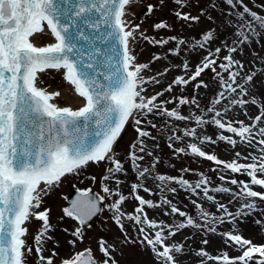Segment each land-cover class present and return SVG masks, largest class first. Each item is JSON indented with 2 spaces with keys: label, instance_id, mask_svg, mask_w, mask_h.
<instances>
[{
  "label": "snow or ice",
  "instance_id": "obj_1",
  "mask_svg": "<svg viewBox=\"0 0 264 264\" xmlns=\"http://www.w3.org/2000/svg\"><path fill=\"white\" fill-rule=\"evenodd\" d=\"M136 2L138 0H0V264H26L28 254L33 253V247L27 244L29 234L27 224L32 219L41 222L40 228L33 237L37 260L39 264H54L53 257L57 253L53 252L48 257L43 255L44 242L51 239L47 233L53 230L50 223V209L40 210L43 199L62 182L63 178L70 174H79L89 164L99 165L107 162L112 165L106 169L102 181L115 179L117 190L103 186L102 191L108 198L116 197L107 207L114 213L112 218L122 233L124 232L122 220L125 218L136 225L147 224L149 228H161L156 222L150 221L145 213V206L148 208L160 206L153 204L151 200L134 195V200L139 204L135 207V212L139 215L126 214L122 211V205L128 200V196L118 190L122 181L116 174H126V170L117 157L114 146L132 120L137 126L135 131L138 139L130 144L127 159L138 173L137 180L145 179L158 161H154L151 168H141L138 163L144 160L145 155H152L151 152H146L143 140L139 139L149 136L147 131L138 127L144 122L140 117L159 113L176 121H187L193 116L182 115L177 108L167 110L157 104L156 101L164 94L163 92L151 97L142 95L145 92L143 85L150 82L142 75L148 65L137 64L130 48V43L136 40L135 33L140 26L137 24L135 27H129L125 19L127 8ZM172 2L177 6V10L173 12L177 20L189 24L199 22L200 16H192L179 10L189 7V0H172ZM221 2L230 9L241 8L239 12L228 14L237 17L241 29L248 28L253 35L261 36V32L257 31L251 22H257L258 28L264 30V16L252 11L244 4V0H221ZM160 3L163 4V0H160ZM209 6L216 8L218 5L210 0ZM261 7L264 8V3ZM154 9L153 4H148L146 14L151 15ZM246 16L250 20L246 21ZM207 18L209 21L213 20L211 16ZM226 23L231 26L232 21L227 20ZM85 27L94 30L93 34H86ZM153 27L159 30L170 26L166 22H159ZM234 34L237 37L234 42L236 44H246L249 40V36L243 30L235 31ZM37 35H50L55 42L38 47L32 42V38ZM141 36L149 43L161 46L168 44L170 40H177L175 36L160 40L149 39L143 34ZM213 39L214 31L208 30L200 40L191 44V48L204 49ZM97 41L105 45V48L97 47ZM185 44L186 41L180 39L177 48L170 50L171 54L179 56L180 46ZM84 45H88L87 52ZM224 47H227V44ZM220 52L221 47L215 48L214 51L210 50L195 65L194 71L189 70V63L185 60L178 67H182L188 78L186 79L184 75L177 76L165 91L171 92L173 85L187 86L197 81L206 70L211 71L218 78V85L222 89L217 98L212 100V107L207 108V113H214L211 122L217 128L240 137L249 147H254L252 142L259 136L258 144L261 153L264 154V126H262L264 105L259 107L258 115L251 117L253 122L247 125L243 121H235L240 125L235 127L233 121L224 123L217 118L222 116V112L215 110V105L221 104L222 99L229 105L224 108L225 113L233 105L244 108L259 104L254 96L250 100L235 98L249 95V88L256 72L245 74L244 83L238 81L245 65L242 61L234 59L232 53H237L238 48L232 46L228 47L229 54L224 56L227 63L218 65L223 73L228 74L225 79L221 71H217V59L213 58ZM153 59L159 60L161 57L154 56ZM234 68L236 70H233ZM48 70L56 72L62 70L63 81L69 86V93L81 98L83 106L73 109L57 105L55 101L61 97V92L49 91L48 88L40 86L39 76ZM168 70L166 69L165 72ZM164 74L160 73V75ZM151 82L159 83L155 77ZM194 87L207 88L208 84L201 80ZM229 96L233 98L229 99ZM190 103L199 108L195 98L191 101L186 98L179 99V105ZM194 119L197 125L208 123L200 115L194 116ZM151 127L155 128L156 125L151 124ZM195 134V129L184 132V136ZM170 139L179 140L181 137H170ZM219 140L226 141L233 147L237 144L236 140L225 135H220ZM206 141L215 143L210 137H204L201 143ZM188 147L196 156L223 164L225 169H230L233 173L247 172L251 178L250 184H243L241 194L244 200L250 202L244 203L242 210L235 213V217L248 216L257 211L255 203L257 198L264 203V191H255L252 187L259 186L264 189V155L258 158L252 157L256 161L254 163L239 164L235 160L226 163L217 159L215 155L206 154L196 144H189ZM137 149L143 155H138ZM176 151L183 153L185 149L179 148ZM236 156L239 157L240 153H236ZM92 179L95 180V177ZM156 179L161 182L175 181L197 195V189L207 184L206 179H201L194 187L185 179L164 175H159ZM237 183V180H231V184ZM141 186L139 183H132V193L135 194ZM143 190L149 191L146 187ZM163 190L164 188L161 189ZM87 191L90 189L86 190L83 196H87ZM169 191L175 193L176 189L171 188ZM202 191L208 200L213 199L208 194L207 187ZM214 191L229 193L230 190L215 188ZM106 196L97 195L95 199L89 197L87 200L74 201L70 208L62 210L64 216L78 222L71 232L73 239L68 241L70 245L74 247L78 241H82L81 226L102 211L98 202L105 201ZM163 203L171 205V201L167 199H164ZM192 203L197 209L200 208L195 201ZM218 208L223 209L225 215L233 216L225 205L219 204ZM170 213L185 217L186 222L176 224L174 229L168 226L167 236L163 234L164 229L161 228L155 232L154 237H150L141 227L139 228L143 236L141 243L149 246L162 264H180L176 254H182L184 246L168 245L165 243L166 239L175 236L182 229L188 227L199 229L201 225L175 205L171 206ZM200 215L206 219L209 213L201 211ZM219 219L223 223V217ZM256 223L260 224L261 221L257 220ZM209 231L214 233L216 229L210 227ZM224 236L225 243L231 242L233 246L239 247L241 252L239 256L230 258L224 254L212 257L203 249L196 254L207 257L208 260L219 261L220 264H264V245H255L241 235L231 232L225 233ZM125 241L128 242L126 234ZM202 243L207 244L208 240L205 239ZM97 250L104 257L102 264H117L112 256L114 245L100 239L97 241ZM61 264H101V262L93 256L91 248H87L63 259ZM201 264H205V261L202 260Z\"/></svg>",
  "mask_w": 264,
  "mask_h": 264
},
{
  "label": "bare ground",
  "instance_id": "obj_2",
  "mask_svg": "<svg viewBox=\"0 0 264 264\" xmlns=\"http://www.w3.org/2000/svg\"><path fill=\"white\" fill-rule=\"evenodd\" d=\"M142 1L148 2L150 0H138V2L133 3L127 8V15L125 19L128 21L129 27H130L131 19L132 17L135 16L136 11L138 9L137 4L142 3ZM170 1L171 0H164L163 4L154 3L155 9L153 13L149 16L148 22L144 23L143 27H139V30L135 33L136 40L130 43L131 52H133V55L135 57L137 56L138 53H141L142 44L140 43L141 42L140 40L143 39L141 34L147 36L149 39L160 40L155 35L157 34V29L153 27L154 25L153 21L155 18H157V16L160 17L167 15V13L171 10ZM256 1L260 5L264 3V0H256ZM174 10H177V7ZM174 10H172L171 12L172 14ZM208 16H211L213 20L209 21L207 18ZM204 17L205 18L203 19L202 24L187 26L188 30H190L189 35L187 37L182 38L183 40L186 41V44L180 46L179 56L172 55L170 50L177 48V44L180 39L174 42L170 40L168 44L163 46L153 43L150 44L149 47L147 45L146 51L152 53V62L138 63V64L148 65V68L144 70L142 75L146 80L150 82L143 85V87L145 88V92H143L142 95L151 97L156 93L163 92L164 94L158 97L156 103L160 104L161 107L164 104H168L166 102L169 101V98L165 93V89L169 84L168 81H173L177 76H181V75H184L186 79L188 78L187 74L184 72L182 67H178L182 65V63L185 60H187L189 63V70L194 71L195 65L198 64L201 61V59L208 54L210 50L214 51L215 48L221 47L220 53H222L224 60V56L229 54L228 47L236 46L238 48V52L232 53V55L234 59L242 61L243 64L245 65L244 69L241 70V76L238 77V81L240 83H244L243 77L245 76V74H251L252 71L256 72V76L254 77L251 87L249 88V95L244 97H235V98L236 99L243 98L250 100L254 96L259 101V104L248 105L245 106L244 108H240L239 106L233 105L230 107V110L225 113L223 110L224 108L229 107V105L226 100L222 99L221 104L215 105V110H219L222 112V116L217 118L221 119L222 122L224 123L233 121L234 122L233 126L235 127L240 126L238 123H235V121H243L244 124L246 125L250 124L253 122L251 120V117L256 115L257 108L261 105H264V71H262L264 69L259 64H256L253 61L252 56L249 55L248 50L250 49L255 50L257 51V53H259L260 56L262 55L260 53L261 51L264 50V38H261V36H264V30L259 29L257 25L253 26L254 28L257 29V31L261 32V36H256L253 35L248 28L241 29L240 23L236 19L229 17L228 12L218 6L211 10L210 9L207 10L204 14ZM227 20L232 21L231 26L227 25L226 23ZM132 27H135V25ZM208 30L214 31V39L211 41V43L207 44L204 49H199V48L192 49L191 44H193L197 40H200L203 34ZM240 30H243L249 36V40L246 44L234 43L237 40V37L235 36L234 33L235 31H240ZM51 38L52 37L50 35H44V36L37 35L32 38V42L38 47L46 46L50 43H53L54 40L49 41L46 44H40L41 43L40 41L48 40V39L50 40ZM225 44H227V47H224ZM154 56H160L161 59L154 60L153 59ZM215 57H217V55L214 56L213 58ZM224 63L227 62L224 60ZM152 67H155V70L153 68V71L150 72V69H152ZM166 69L169 70L165 72ZM233 70L236 69L234 68ZM220 71L221 74L224 76V78L227 79L228 74L223 73L222 70ZM60 73L62 76V70ZM160 73H165V74L160 75ZM153 77H155L156 80L159 81V83H152L151 79ZM204 83L208 84V87L207 88L201 87L199 89L195 88L196 92L194 96L190 99L191 101L193 98H195L199 104V108H197L195 104L190 103L184 114V115L191 114L193 118L187 121H176L175 123H170L165 127H163L162 129L163 131L160 132H168V130H170L169 133L172 137H176V136L181 137V139L179 140L172 139L175 143L182 146H188L189 144H196L197 147H199L202 151L204 152L209 151L212 153L217 152L221 144L223 143V141L219 140V136L225 135L236 140L237 145H239L241 148L244 149L243 152H239L240 156L236 157L237 163L242 162L245 159V157H247L246 161L253 160L252 157L257 155V152L261 153L260 145L258 144V140L260 139V137L257 136L256 140L252 142L254 147H249L245 142L241 140L240 137L236 136L235 134L217 128V126L211 122L214 113H207V108L212 107V103H211L212 100L217 98L218 93L222 89L218 85L217 77H214L212 80H209ZM245 87H249V86L245 85ZM68 88L69 86L67 85L66 91L62 92L61 97L56 99L55 102L57 103V105L59 106L58 103L59 100L69 99L71 101V104H73L75 107V108L72 107L73 109H77L83 106L82 100L74 93H69ZM49 91H55V90L51 88L49 89ZM226 95H228V93H226ZM232 98H233L232 96H229V99ZM196 115L203 116V118L207 120L208 123L203 125H197L194 119V116ZM182 126H184V128L181 131H176L177 130L176 128H181ZM138 127H140L142 130H144L145 128V126L142 127L138 126ZM191 129H195L196 134L194 136H184V132L186 130L190 131ZM253 131L255 132L256 129H254ZM204 137H210L211 140L215 141V143H211L208 141L201 143V140H203ZM143 140L145 141L144 138ZM134 141H137V136H135L131 140V143H133ZM248 148H251V150H247ZM137 154L143 155L142 153H139L138 149H137ZM252 162L255 161L253 160ZM127 163L129 164L126 168V174H121V175L116 174L119 177V179L122 181L118 190L121 192V194L128 196V200L122 205V211L124 213L131 215H139L138 213L135 212V206L138 204V201L134 200L133 198L134 195H139L145 200H150L151 197H156V201L153 202V204L160 206L156 208H148L147 206H145V213L150 221L156 222L158 225L161 226V228L164 229L163 234L165 236H167L168 233V226H172L174 229V226L176 224L181 222H186L185 217H180L178 214L170 213V208L172 205L177 206L181 211L187 213L188 216H191L198 224L201 225L199 229L193 227L182 229L181 231L177 232L175 236H171L166 239L165 243L168 245L182 244L184 246L183 253L176 254L180 264H201L202 260L205 261V264H220L219 261L208 260L207 257L198 256L196 253L201 249L206 251L212 257H219V256H223L224 254H227L230 258L237 257V253L238 251H240V249L238 246H233L231 242L225 243V239H226V237L224 236L225 233L231 232L232 234H239L242 236V238H244L243 237L244 235L250 232L253 228L259 226L262 228L264 235V211H261L264 210V208L262 206H259L255 201V203L257 204V211L253 212L251 215L248 216L235 217V213L242 210V205L250 201L244 200L243 197H234L230 193H222V192L214 191L215 188H226V187L215 186L212 182L210 175L201 178V179H206L207 184L201 185V189H197V193H198L197 195L194 194L190 189H187L186 186L182 187L181 185L175 183V181L169 180V181L161 182L158 179H156V177L159 175H164L166 177H169L167 170L164 168H161L158 171L151 170V172L147 174V177L145 179L138 181L137 180L138 173L134 170L128 159H127ZM138 163L140 164L141 168L149 166L148 163H146V165L143 166L142 161H138ZM80 177H81V173L79 172V174L77 175L70 174L67 175L65 178L79 179ZM200 180H197L194 183L189 182V184H191L194 187L196 183L199 182ZM105 183L106 186L113 189L114 191L117 190L115 179H110L109 181H105ZM132 183H139L142 185L140 188H138L135 194H133L131 190ZM145 187L149 189L148 192H145L143 190ZM204 187H207L209 189L208 194L213 197L212 200H208L204 196L202 191ZM162 188H164L163 191H161ZM171 188H175L176 192L173 193L169 191V189ZM109 199L110 201L111 200L114 201L116 197L113 196ZM164 199L171 201V205L164 204L163 203ZM192 201H195L197 204H199L200 208L197 209L193 205ZM219 204L225 205V207L228 209V212L232 213L233 216L230 217L225 215L223 209L218 208ZM201 211L209 213V216L206 219L203 218L200 215ZM244 211L247 210L244 209ZM221 217H223V223L220 222L219 218ZM257 220L261 221V223L257 224L256 223ZM122 221L125 224L129 225V230L132 231L135 235H137L140 242L142 241L143 236L139 232V228L143 227L145 229V233L148 234L150 237H154L155 232L161 230V228H149L147 224L136 225L133 221H129L126 218L123 219ZM27 227L29 229L28 235L30 238L34 236V230L32 229L30 222L27 224ZM210 227H214L216 231L214 233L209 231ZM60 233L61 232L58 231L57 229H53L52 231L47 233L48 236H51V239L46 240L44 242L45 251L50 250L52 237ZM205 239L208 240L207 244L202 243V241ZM262 245H264V242L262 243ZM137 264H162V261L157 259V257L152 253L149 246H147L146 244H142V254L137 259Z\"/></svg>",
  "mask_w": 264,
  "mask_h": 264
},
{
  "label": "rangeland",
  "instance_id": "obj_3",
  "mask_svg": "<svg viewBox=\"0 0 264 264\" xmlns=\"http://www.w3.org/2000/svg\"><path fill=\"white\" fill-rule=\"evenodd\" d=\"M171 2L172 0L170 1L171 10L167 13V15L160 17L157 16V18H155L154 15V24L159 22H166L170 26L165 29L157 30V34L155 35L159 39H168L169 37L175 36L178 40L187 37L190 31L188 30L187 26L202 24L203 19L205 18V12L209 9H213L209 6L210 0H189L190 6L181 9V11L185 13H190L192 16H200V20L198 23L189 24L184 21L177 20L175 18V16L171 12L177 6L173 2ZM213 2H215L218 7L222 8L228 13L239 12L242 10L239 7L236 9H230L226 5H224L221 0H213ZM154 3L161 4L160 0H150L148 2L142 1V3H138V9L136 11L135 16L131 19L130 27L137 24L140 27H143V24L148 22L150 16L146 14L147 5H154ZM244 4H246L252 11H256L258 15L264 16V8H262L256 0H244ZM229 17H232L233 19H236L238 21L235 15H229ZM245 20L248 21L250 20V18L246 16ZM251 23L252 26H258L257 22L252 21ZM177 40L171 41L174 42ZM49 41H52V38L50 40H41L40 44H46ZM140 41V43L142 44V49L141 53H138L135 57V62L137 64L144 62H152V53L146 51L147 45L149 47L152 43H149V41L145 39H141ZM248 52L249 55L252 56L253 61L256 64H259L264 69V50L261 51V56L255 50L250 49L248 50ZM215 59H217V71H220L218 65L220 63H224L222 53L217 55ZM153 68L155 70V67H152V69H150V72L153 71ZM214 77V73L206 70L205 73H203L201 77L197 79V81H193L187 86L173 85V90L171 92L165 91L167 97L169 98V101H172V103L164 104L162 105V107L167 110L177 108L179 112L184 115L189 104L179 105V99L186 98L190 101V99L194 96L196 92V89L194 87L195 84L199 83L201 80L203 82H207L209 80H212ZM39 78H41L40 86L46 87L48 88V90L52 88L55 91H60L62 94V92L66 91L67 89L66 82L63 81L61 73L56 72L55 70H48L47 72L42 73ZM168 83L171 84L172 81H168ZM58 103L60 107L75 108L74 105L71 104V101L69 99H61ZM259 107L257 108L256 115L259 114ZM140 118L144 122L139 126H145L144 131H147L149 133V136L143 137L145 141L143 140V138L139 139L143 140L146 152L152 153V155H146L144 157V161H142L143 166L148 163V167L151 168L153 162L158 161L152 171H158L159 169L164 168L167 170L169 177H175L176 179H185L190 183H194L197 180H200L201 178L210 175L212 182L215 186H225L230 190L229 193L232 196L242 197L241 188L243 184H250L251 180V178L247 175V172L241 171L233 173L230 169H225L223 167V164H217L215 163V161H209L206 158L198 157L192 153L191 149L188 146L179 145L175 143L172 139H170V137H172L169 133L170 130H168V132H160L163 131L162 129L166 125L170 123H175L176 120L174 118L167 117L166 115H162L159 113L149 114L146 117L141 116ZM151 124H155L156 127H151ZM136 127L137 126L134 124V122L130 120L114 146L115 153L117 154V157L121 160V162L124 164L125 170L129 164L127 163V157L130 151L129 146L131 144V140L135 136H137L135 131ZM183 128L184 126H182L181 128H176V131H181ZM170 144L171 147H169ZM179 148H184L185 151L183 153H178L176 149ZM242 149L243 148H241L237 144L235 147H233L226 141H223L217 152L212 153L206 151L205 153L209 155H215L217 159L226 163H231L234 160L237 162L236 153L243 152L244 149ZM247 150H251V148H248ZM260 155L261 153L257 152V155H255L254 157H259ZM252 161L253 160L246 161V159H244L242 162H239V164L254 163ZM110 166L112 165L107 162L101 163L99 165L89 164L88 167L80 171L81 177L79 179L64 178L62 182L55 188H53L49 192L48 196L44 198L40 210L43 211L45 208L50 209V223L52 225V229H57L61 232L60 234L54 235L55 237H52L50 250L43 252V255L45 257L50 256L53 252L57 253V255L53 257L54 264H61V261L63 259L69 258L75 253L84 251L87 248H91L94 257L102 264L104 257L97 250V241L100 239H104L108 242V244L114 245L112 256L117 262V264H137V259L142 254V244L138 239L137 235H135L132 231L129 230V225L125 224L123 221L122 223L124 225V232H121L119 226L114 222L112 218L114 213L110 211L107 207V205L113 202V200L110 201V199L102 191V187L106 186L105 181H102V176L106 174V169ZM92 177H95V180H93ZM221 177H224V179H221ZM233 179L237 180L238 183L235 185L231 184V180ZM252 187L255 191H264V189L259 186ZM71 188H76L82 191L90 189V191L95 193L96 195L106 196L105 201L101 202L102 211L88 226H81L83 231V239L82 241H78L74 247L70 245L68 241L73 239V237L71 236V232L77 226L78 222L72 220L69 217L64 216L62 211L68 206L66 196L69 194ZM150 200L152 202H155L156 197H151ZM255 201L259 206H262L264 208V203H261L258 198ZM137 206H139V204H137L135 207ZM30 225L34 230L35 234L40 228L41 222L32 219L30 221ZM65 229H67V231H65ZM125 234L128 238V242L125 241ZM33 237L34 236L29 238V235L27 236V244L33 247V253L28 254L26 258V264H39V261L37 260V257L35 255ZM243 237L244 239L252 241V243L255 245H262V243L264 242L263 231L262 228L259 226L253 228ZM240 254L241 252L238 251L237 256H239Z\"/></svg>",
  "mask_w": 264,
  "mask_h": 264
},
{
  "label": "water",
  "instance_id": "obj_4",
  "mask_svg": "<svg viewBox=\"0 0 264 264\" xmlns=\"http://www.w3.org/2000/svg\"><path fill=\"white\" fill-rule=\"evenodd\" d=\"M84 30H85V33L89 34V35L93 34V31H94V30L89 29L87 27H85ZM96 44H97V47H100L102 49L105 48V45H103L99 41H97ZM84 47H85V50L87 52L89 50L88 45H84ZM85 59H87V56H85ZM85 192H86V190L82 191V190H79L76 188H71L69 194L66 196V200L68 202L67 208H70L74 201H78L81 199L87 200V198H89V197L95 199L97 196L95 193H93L91 191H87V196H83V194ZM98 203H99V207H101V202H98ZM100 212H98L96 215H94L90 220L87 221V223L85 225H82V226H84V227L88 226Z\"/></svg>",
  "mask_w": 264,
  "mask_h": 264
}]
</instances>
